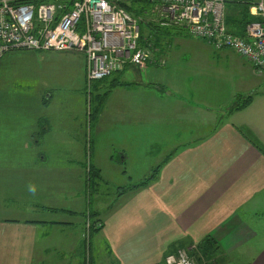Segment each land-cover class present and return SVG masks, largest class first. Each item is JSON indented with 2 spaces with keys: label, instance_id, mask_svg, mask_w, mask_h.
<instances>
[{
  "label": "crops",
  "instance_id": "0c3cea01",
  "mask_svg": "<svg viewBox=\"0 0 264 264\" xmlns=\"http://www.w3.org/2000/svg\"><path fill=\"white\" fill-rule=\"evenodd\" d=\"M160 33L154 53L165 64L111 75L95 120L100 145L87 169L80 119L53 112L51 98L39 100L44 111L34 116L7 113L0 124L8 142L0 144V264H95L92 254L83 257L88 236L106 257L99 264H166L178 248L196 264H264V76L231 49L181 29ZM174 41L193 54L173 51ZM106 125L119 127L120 140L109 145L119 152L117 177L130 187L111 202L98 194L103 208L93 212L50 203L42 191L52 178L43 168L47 154L56 170L82 169L79 182H110L104 161L117 165L111 151L102 154Z\"/></svg>",
  "mask_w": 264,
  "mask_h": 264
},
{
  "label": "built area",
  "instance_id": "2783aa9c",
  "mask_svg": "<svg viewBox=\"0 0 264 264\" xmlns=\"http://www.w3.org/2000/svg\"><path fill=\"white\" fill-rule=\"evenodd\" d=\"M130 1L0 0V58L15 49L83 53L89 85L129 65L165 64L155 56L157 47L152 51L140 41V19L124 6ZM148 1L158 13L159 29L185 30L215 49H231L264 76V0H237L248 4L255 18L243 35L228 28V0ZM165 261L196 264L184 248Z\"/></svg>",
  "mask_w": 264,
  "mask_h": 264
},
{
  "label": "rangeland",
  "instance_id": "374dc122",
  "mask_svg": "<svg viewBox=\"0 0 264 264\" xmlns=\"http://www.w3.org/2000/svg\"><path fill=\"white\" fill-rule=\"evenodd\" d=\"M139 6L144 7L145 12L142 15L143 19L148 23L146 25L144 22L140 24L145 37L152 36L154 39L160 37L161 33L156 24L158 13L154 10V5L141 2ZM245 7L246 4L242 2H227V15L234 17L239 9L240 14ZM175 39L177 40V37ZM191 47V45H189V48L185 47L174 41L171 48L176 52L190 50V53L193 54L194 50H191ZM85 72L86 58L83 53L28 49H15L5 53L0 58V118H2L0 119V124L5 125L7 113L13 115L25 113L33 116L39 112L41 113L43 107L37 108L39 100L51 98L53 112H55V109L59 115L80 119L79 126L80 128L83 127L85 134L83 138L78 139L80 146L82 145L88 155V163L86 162L85 167L87 169L91 160L90 152L93 149H98L100 145L94 131L96 116L105 102L106 98L104 97L108 94V90L111 89V84L115 79L110 76L103 80L94 81L89 85ZM113 110L114 105H112L110 112ZM104 130L105 133L100 139L101 142H106L102 147V150H105L102 154L108 157V153L111 151L116 161L113 164L117 165L112 167L107 161H104L103 171L106 177H109L107 180L110 182L97 184L98 181H96L97 185L94 183L88 185L86 179H82V182H79L76 179V174L82 169L70 166V168H65V170H56L51 165L50 154H47L48 158L43 162V168L45 171L52 169V178H47L45 188L42 191L47 196V200L51 199L50 201L52 202L50 203L83 213L93 212L97 208H103V205L98 202V194H100L102 202L103 199L111 202L114 199H118L120 193H122V187H130L128 184L120 183L122 179L119 176L117 177L116 174L120 172L119 167H121L119 152L117 146L109 145V143L113 144L120 140L116 135L119 127L106 125ZM6 141L5 137L0 138V144H7L8 142ZM69 145L74 146L73 143H69ZM80 146L78 145L77 148L82 151ZM77 155L79 157L80 152ZM77 155L70 153L65 154V157H75ZM129 163L127 167L131 171L133 170L132 164L131 162ZM133 163L138 166L140 162L134 161ZM141 171L148 170H143L142 168ZM91 226L92 224H90V230ZM91 240L92 238L88 236L83 257L88 258L92 254V260L95 264L105 263L106 257H103V261L100 258L99 244L92 243ZM90 242L92 246H89Z\"/></svg>",
  "mask_w": 264,
  "mask_h": 264
},
{
  "label": "trees",
  "instance_id": "16d2710c",
  "mask_svg": "<svg viewBox=\"0 0 264 264\" xmlns=\"http://www.w3.org/2000/svg\"><path fill=\"white\" fill-rule=\"evenodd\" d=\"M141 2L150 3L148 0H131L129 3H125L124 6L126 7V9L128 11L132 12L133 14H135V16L139 17L140 24L142 22H144L146 25L148 23H146L143 20V15H142V14H144L145 9H144V7L139 6ZM227 2L238 3L239 1L228 0ZM239 11H240V9H239ZM239 11L237 12L238 14H239ZM237 13L234 17H232L230 15L226 16L227 25H228V28L232 32H234L236 34L243 35L247 24L252 22L255 18L252 15H250L248 4H246V7L244 9H242V11L240 12L239 15ZM167 30H169V29H159L160 32L161 31L165 32ZM159 40H160V37H158L156 39L152 38V36L145 37V33L141 28L140 41L142 42L143 46L149 47L153 51L154 48L157 47V45L159 44ZM150 43H151V46L149 45ZM113 85L115 86L117 84L114 83ZM104 98H106V95ZM250 99H251V96L246 97L242 103L239 102L236 106L233 107L232 110H236V109H240V108L244 107L245 105H247V103L249 102ZM149 181L150 180H147L146 182L148 183Z\"/></svg>",
  "mask_w": 264,
  "mask_h": 264
}]
</instances>
